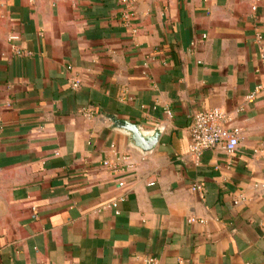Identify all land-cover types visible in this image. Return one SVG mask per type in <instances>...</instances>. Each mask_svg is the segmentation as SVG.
<instances>
[{"label": "crops", "instance_id": "0c3cea01", "mask_svg": "<svg viewBox=\"0 0 264 264\" xmlns=\"http://www.w3.org/2000/svg\"><path fill=\"white\" fill-rule=\"evenodd\" d=\"M126 12L0 0V264H264V0ZM208 109L234 154L189 152Z\"/></svg>", "mask_w": 264, "mask_h": 264}, {"label": "built area", "instance_id": "2783aa9c", "mask_svg": "<svg viewBox=\"0 0 264 264\" xmlns=\"http://www.w3.org/2000/svg\"><path fill=\"white\" fill-rule=\"evenodd\" d=\"M121 1L127 11L124 21L128 22L131 17L132 0ZM12 38L16 39V37ZM258 40H262L261 35L258 36ZM255 96L256 93L248 95L247 102L252 103ZM189 131V152L197 158H200L205 152L215 149H221L230 156L238 150L242 140L241 128L236 126L233 117L222 109L198 112L193 118ZM104 165L115 174L119 172L118 166L112 165L109 161H106ZM118 186L119 188L125 187V182L120 179ZM195 190H200V187L196 186Z\"/></svg>", "mask_w": 264, "mask_h": 264}, {"label": "water", "instance_id": "95a60500", "mask_svg": "<svg viewBox=\"0 0 264 264\" xmlns=\"http://www.w3.org/2000/svg\"><path fill=\"white\" fill-rule=\"evenodd\" d=\"M119 125L120 128L132 134L135 144L143 151L152 150L158 143L157 135L151 137H144L136 125L129 124L127 122H122Z\"/></svg>", "mask_w": 264, "mask_h": 264}]
</instances>
